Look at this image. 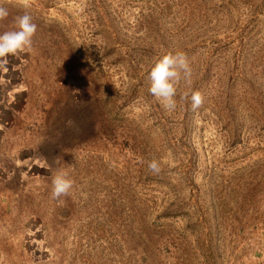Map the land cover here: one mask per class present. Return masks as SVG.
I'll use <instances>...</instances> for the list:
<instances>
[{
	"label": "rangeland",
	"instance_id": "obj_1",
	"mask_svg": "<svg viewBox=\"0 0 264 264\" xmlns=\"http://www.w3.org/2000/svg\"><path fill=\"white\" fill-rule=\"evenodd\" d=\"M0 6V34L15 30L25 9ZM27 12L32 51L0 65V264H264V0ZM177 51L193 74L168 112L149 72Z\"/></svg>",
	"mask_w": 264,
	"mask_h": 264
},
{
	"label": "clouds",
	"instance_id": "obj_2",
	"mask_svg": "<svg viewBox=\"0 0 264 264\" xmlns=\"http://www.w3.org/2000/svg\"><path fill=\"white\" fill-rule=\"evenodd\" d=\"M35 0H18L19 5L25 9V13L16 18V29L0 34V65L4 64L7 57L18 56L21 53L31 52L33 49V37L37 32V24L28 14ZM9 15L8 10L0 6V21ZM192 68L185 53L177 51L168 52L157 60L149 72L150 94L155 97L162 107L172 112L177 107V90L181 81L190 84L192 79ZM181 99L187 101L189 93H185ZM191 106L193 110L200 108L204 103V98L199 91L190 94ZM72 122L69 121V124ZM148 169L153 174H159L161 163L153 158L148 163ZM74 181L67 171L58 170L52 177L51 196L54 200L60 201L61 197L68 196L73 188ZM62 203V201H60Z\"/></svg>",
	"mask_w": 264,
	"mask_h": 264
}]
</instances>
